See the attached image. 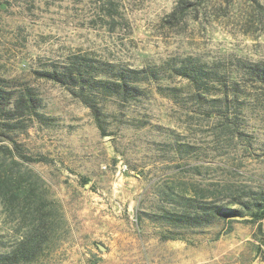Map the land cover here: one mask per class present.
<instances>
[{"label":"rangeland","instance_id":"obj_1","mask_svg":"<svg viewBox=\"0 0 264 264\" xmlns=\"http://www.w3.org/2000/svg\"><path fill=\"white\" fill-rule=\"evenodd\" d=\"M71 55L157 76L134 100L104 98L101 129L71 89L36 74ZM257 64L264 0H0V78L41 100V118L10 133L18 149L0 147L54 213L25 260L28 223L0 202V264H264V216L248 208L264 194ZM185 65L209 71L208 91L178 74ZM185 198L238 214L195 228L160 220Z\"/></svg>","mask_w":264,"mask_h":264},{"label":"trees","instance_id":"obj_2","mask_svg":"<svg viewBox=\"0 0 264 264\" xmlns=\"http://www.w3.org/2000/svg\"><path fill=\"white\" fill-rule=\"evenodd\" d=\"M248 73L253 75L258 82L264 84V66L252 65ZM178 74L195 88H203L208 91L205 81L209 77V71L203 67L189 68L186 65L180 67ZM40 78L60 84L71 89L72 95L91 111L97 125L102 129V109L100 103L104 98L115 97L122 102L134 100L142 94L141 84L150 78L156 79V71L145 73L129 67L114 63L100 62L84 55H71L61 63L49 65V69L36 73ZM41 100L35 96L30 88L16 90L8 81L0 78V139H7L13 144V149L18 145L10 137L21 118H41L37 113ZM10 157L6 163L5 156L0 157V202L9 210L16 206L21 213L23 223H28V232L22 238L23 258L29 260L36 256V250L43 241V232L53 233L54 213L40 194V183L33 175L21 170V164L14 160L12 150L7 146L0 147ZM184 207L178 212H165L158 216L166 225L174 228H195L209 225L215 218L222 216L227 218L238 214L234 209L216 207L206 204L204 207L195 205L192 198H185ZM248 208H254L259 212L256 218L264 216V194H256L252 197ZM239 204L247 208L245 203ZM234 206V205H230ZM30 215V217H29ZM1 261V259H0Z\"/></svg>","mask_w":264,"mask_h":264},{"label":"built area","instance_id":"obj_3","mask_svg":"<svg viewBox=\"0 0 264 264\" xmlns=\"http://www.w3.org/2000/svg\"><path fill=\"white\" fill-rule=\"evenodd\" d=\"M125 170V167L124 166H122V167H119V171H124Z\"/></svg>","mask_w":264,"mask_h":264}]
</instances>
